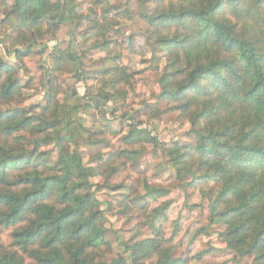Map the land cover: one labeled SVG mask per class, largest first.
Here are the masks:
<instances>
[{
	"label": "clouds",
	"instance_id": "1",
	"mask_svg": "<svg viewBox=\"0 0 264 264\" xmlns=\"http://www.w3.org/2000/svg\"><path fill=\"white\" fill-rule=\"evenodd\" d=\"M0 264H264V0H0Z\"/></svg>",
	"mask_w": 264,
	"mask_h": 264
},
{
	"label": "trees",
	"instance_id": "2",
	"mask_svg": "<svg viewBox=\"0 0 264 264\" xmlns=\"http://www.w3.org/2000/svg\"><path fill=\"white\" fill-rule=\"evenodd\" d=\"M224 191H228V189H227V188H225V189H224Z\"/></svg>",
	"mask_w": 264,
	"mask_h": 264
}]
</instances>
